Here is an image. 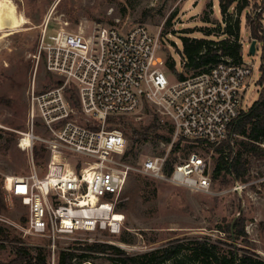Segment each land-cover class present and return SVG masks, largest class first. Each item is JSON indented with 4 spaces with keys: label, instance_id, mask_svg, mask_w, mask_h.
Wrapping results in <instances>:
<instances>
[{
    "label": "built area",
    "instance_id": "1",
    "mask_svg": "<svg viewBox=\"0 0 264 264\" xmlns=\"http://www.w3.org/2000/svg\"><path fill=\"white\" fill-rule=\"evenodd\" d=\"M161 46V33L144 24L130 29L95 26L86 33L63 27L49 32L46 23L36 66L42 60L60 82L43 91L32 84L28 128L18 131L17 143L27 152L30 171L7 176L5 190L27 206L28 233L48 239V264H58L57 241L62 237L97 229L121 231L125 216L120 215L117 228L112 220L132 170L212 192V174L203 156L192 152L173 163L160 154L134 166L124 132L106 125L148 104L171 120L173 141L216 147L234 140L232 123L250 108L245 96L255 63L223 56L208 71L173 80L157 54ZM36 145L46 150L44 173L35 162ZM258 145L264 149V134Z\"/></svg>",
    "mask_w": 264,
    "mask_h": 264
},
{
    "label": "rangeland",
    "instance_id": "2",
    "mask_svg": "<svg viewBox=\"0 0 264 264\" xmlns=\"http://www.w3.org/2000/svg\"><path fill=\"white\" fill-rule=\"evenodd\" d=\"M4 1L0 0V10ZM11 1L26 23L6 35L0 32V264H21L13 262L17 245L26 247L31 253H36L38 248L49 253L48 239L26 230L28 208L23 199L8 196L5 190L7 176L28 175L30 171L27 152L17 143L18 131L28 128L32 84L35 83L38 91L57 85V78L47 71L42 60L36 66L35 55L47 22L49 32L60 27L90 33L95 26L116 25L130 29L139 24L147 25L152 31L161 33L162 46L158 56L166 63L172 59L181 70L183 35L222 40L226 37V25L235 28L239 19L243 61L255 63L245 101L251 106L259 98L261 85L258 81L262 74L264 48L261 42L256 53L249 52L252 41L249 17L260 15L264 28V0H250L248 7L240 12L234 7L227 15L222 14L219 0ZM169 74L173 80L177 79L175 74ZM121 118L118 123L108 122L106 127H118L124 132L132 165L137 166L147 157L160 154H167L169 161L174 163L196 152L209 164L212 192L193 191L132 170L116 204V211L125 216L121 231L78 232L59 239L57 251L76 247L80 253L86 243L101 241L114 244L129 254H138L161 247L174 238L183 237L188 241L203 237L210 243H219L221 253L228 252L234 243L238 250L248 247L264 259V157L250 156L244 180L232 175L215 178L219 156L215 147L182 139L173 141V124L156 107L145 104L135 113L121 115ZM148 127L146 137L133 140L135 129L143 132ZM38 131L44 132L42 128ZM240 140L236 138L235 150H238ZM46 160L47 155L44 159L35 156L41 173H44ZM239 183L243 187L235 190L234 186ZM237 217L245 218L247 242L234 241L228 232L220 230ZM110 257L111 254L97 253L83 259L91 264H115Z\"/></svg>",
    "mask_w": 264,
    "mask_h": 264
},
{
    "label": "trees",
    "instance_id": "3",
    "mask_svg": "<svg viewBox=\"0 0 264 264\" xmlns=\"http://www.w3.org/2000/svg\"><path fill=\"white\" fill-rule=\"evenodd\" d=\"M222 14L229 13L234 7L238 12L250 5V0H219ZM250 34L253 39L263 43L264 48V28L261 17H249ZM240 20L235 22V28L226 25V37L222 40H211L206 37H190L183 35V49L181 51L184 66L181 70L176 67L171 59L167 61V72L173 73L178 79H184L189 74L208 71L223 56L232 58L236 62L242 61L243 44L240 37ZM261 77L259 84L261 90L259 98L243 112L231 125L232 131L241 138L238 150H235V140H227L223 144L215 147L219 156L216 161L214 175H232L235 179L244 180L249 169L250 156L264 157V149L258 145L264 134V51L262 54ZM60 81H56L58 84ZM121 116L112 118V122L121 121ZM149 127L143 132L135 129L133 140L139 141L146 137ZM234 142V143H233ZM180 142L177 143L179 146ZM36 158L44 159L46 150L42 145L34 147ZM171 171V166L167 167ZM2 207L4 205L2 204ZM221 231L228 232L234 241L238 239L247 242V231L244 217H237L233 221L226 223L220 228ZM195 238V237H194ZM185 240L178 237L169 240L165 245L148 250L143 253L129 254L124 249L108 243L95 241L83 245V252L78 253L76 247L60 249L57 254L58 264H83L87 255L111 254V259L115 264H264V259L248 247L236 245L230 247L226 253H221L219 243H210L207 238ZM17 255L13 262L21 264H48V254L45 249L38 248L36 253H31L26 247L17 245ZM81 260L76 262V260ZM89 261V260H88Z\"/></svg>",
    "mask_w": 264,
    "mask_h": 264
},
{
    "label": "bare ground",
    "instance_id": "4",
    "mask_svg": "<svg viewBox=\"0 0 264 264\" xmlns=\"http://www.w3.org/2000/svg\"><path fill=\"white\" fill-rule=\"evenodd\" d=\"M26 23L24 17L18 13L15 4L11 0H5L0 10V32L6 35L9 31ZM121 213L116 212L112 224L117 228L118 220L122 218Z\"/></svg>",
    "mask_w": 264,
    "mask_h": 264
},
{
    "label": "water",
    "instance_id": "5",
    "mask_svg": "<svg viewBox=\"0 0 264 264\" xmlns=\"http://www.w3.org/2000/svg\"><path fill=\"white\" fill-rule=\"evenodd\" d=\"M256 43H257V40L252 39L250 46H249V52L252 54H254L256 51ZM83 264H91V263L89 261H87V262H84Z\"/></svg>",
    "mask_w": 264,
    "mask_h": 264
}]
</instances>
